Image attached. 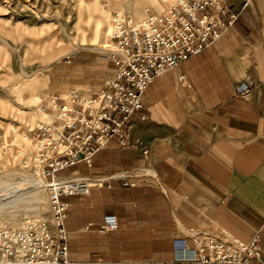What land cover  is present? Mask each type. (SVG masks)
<instances>
[{
  "label": "crops",
  "instance_id": "obj_1",
  "mask_svg": "<svg viewBox=\"0 0 264 264\" xmlns=\"http://www.w3.org/2000/svg\"><path fill=\"white\" fill-rule=\"evenodd\" d=\"M240 2L232 1L235 9ZM117 60L110 50H84L54 65L42 112L52 116L62 105L55 98L74 90L97 97ZM137 116L145 119L133 122L125 146L113 141L90 166L63 173L93 182L65 198L71 259L201 264L186 230L221 228L242 240L259 233L264 259V0H254L211 48L156 78ZM140 169L155 179L115 180ZM108 217L114 229L104 231Z\"/></svg>",
  "mask_w": 264,
  "mask_h": 264
},
{
  "label": "built area",
  "instance_id": "obj_2",
  "mask_svg": "<svg viewBox=\"0 0 264 264\" xmlns=\"http://www.w3.org/2000/svg\"><path fill=\"white\" fill-rule=\"evenodd\" d=\"M168 1L170 8L165 14L148 11L140 20L129 13L115 14L110 51L118 56V69L104 81L97 97L74 90L55 98L62 101L52 115L57 114L60 125L38 127L34 138L45 180L59 187L49 189L48 215L24 217L15 229L0 226V264H78L70 257L67 220L71 204L65 198L86 193L93 182L61 174L79 164L90 166L113 141L125 146L152 82L211 48L254 0H241L239 9L234 8L233 0ZM145 178L155 179L149 169L115 176L126 186ZM114 221L115 217L106 218L102 230H113ZM186 235L195 246L192 259L201 264H264L259 233L249 240L224 228L217 232L189 229Z\"/></svg>",
  "mask_w": 264,
  "mask_h": 264
},
{
  "label": "rangeland",
  "instance_id": "obj_3",
  "mask_svg": "<svg viewBox=\"0 0 264 264\" xmlns=\"http://www.w3.org/2000/svg\"><path fill=\"white\" fill-rule=\"evenodd\" d=\"M152 1L0 0V186L24 183L29 175L52 185L38 164L34 138L38 126L61 123L57 114L46 116L41 110L51 68L84 50L104 53L113 49L116 13H129L140 20L148 11L168 12V0H155L156 7L150 5ZM50 186L36 195L40 203H20L14 212L2 210L0 226L15 229L24 217L48 215ZM32 187L21 194L32 192ZM6 196L0 194V207Z\"/></svg>",
  "mask_w": 264,
  "mask_h": 264
},
{
  "label": "bare ground",
  "instance_id": "obj_4",
  "mask_svg": "<svg viewBox=\"0 0 264 264\" xmlns=\"http://www.w3.org/2000/svg\"><path fill=\"white\" fill-rule=\"evenodd\" d=\"M154 1L150 2V5L156 7L155 6L156 3ZM97 30H98V28H97ZM97 30H96V33H97ZM51 184H52L51 186L47 185L43 179H41L40 177H35L33 175H29V179L24 181V183L20 182L19 184H12V185H9L6 183L2 184L0 186V194L6 193V195H7L6 197H8V198H7L6 203L2 207H0V213L2 212V210L4 211L5 209H11L12 212H14V211H16V209H15L16 206L19 205L20 203H26V202H31V204L40 203V199L37 198L36 195L39 196L40 192L45 187H47V186L48 187L50 186L51 188H53L54 186L59 187V184H57V183H55V184L51 183ZM29 185L33 186L32 192H30L26 195L21 194V193L25 192V188ZM35 196H36V198H35ZM5 200H6V198H5Z\"/></svg>",
  "mask_w": 264,
  "mask_h": 264
}]
</instances>
